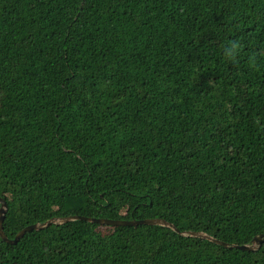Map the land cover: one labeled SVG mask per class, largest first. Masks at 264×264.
<instances>
[{
  "label": "trees",
  "instance_id": "trees-1",
  "mask_svg": "<svg viewBox=\"0 0 264 264\" xmlns=\"http://www.w3.org/2000/svg\"><path fill=\"white\" fill-rule=\"evenodd\" d=\"M0 196L9 237L80 214L250 244L264 0H0ZM0 264H264V243L77 220L0 236Z\"/></svg>",
  "mask_w": 264,
  "mask_h": 264
},
{
  "label": "water",
  "instance_id": "water-1",
  "mask_svg": "<svg viewBox=\"0 0 264 264\" xmlns=\"http://www.w3.org/2000/svg\"><path fill=\"white\" fill-rule=\"evenodd\" d=\"M9 206L7 201L0 196V236L8 243L10 244H16L19 242V240L28 232L31 230H41L44 228L49 227L52 224H65L69 221H77V220H84V221H90L93 223L98 224H107V225H141V224H151V225H159L164 227H169L173 229L175 232H177L180 235L187 236V237H200V238H206L216 244L225 246L227 248H240L242 250L247 251H257L261 248V246L264 243V233H259L255 235L252 242L250 244H230L229 242H226L224 240H221L217 237L212 236L208 232L205 231H194V230H180L173 222L168 221L165 218L157 217V218H143V219H113V218H99V217H91V216H85L80 214L75 215H69V216H60V217H52L46 221L43 222H36L33 224H30L26 227H24L22 230H20L15 237H9L8 234L5 232L4 229V222L5 218L8 212Z\"/></svg>",
  "mask_w": 264,
  "mask_h": 264
},
{
  "label": "clouds",
  "instance_id": "clouds-1",
  "mask_svg": "<svg viewBox=\"0 0 264 264\" xmlns=\"http://www.w3.org/2000/svg\"><path fill=\"white\" fill-rule=\"evenodd\" d=\"M231 45V51L229 52H225V47L223 48V53L226 59L229 60H235L236 55H233L232 52H238V50L240 49L241 45L239 43V41H231L230 42ZM250 63L254 64L255 63V57L254 55L252 57H250Z\"/></svg>",
  "mask_w": 264,
  "mask_h": 264
}]
</instances>
